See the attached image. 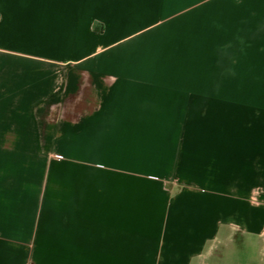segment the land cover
<instances>
[{
  "label": "crops",
  "instance_id": "0c3cea01",
  "mask_svg": "<svg viewBox=\"0 0 264 264\" xmlns=\"http://www.w3.org/2000/svg\"><path fill=\"white\" fill-rule=\"evenodd\" d=\"M244 242L264 264V0H0V264Z\"/></svg>",
  "mask_w": 264,
  "mask_h": 264
},
{
  "label": "rangeland",
  "instance_id": "374dc122",
  "mask_svg": "<svg viewBox=\"0 0 264 264\" xmlns=\"http://www.w3.org/2000/svg\"><path fill=\"white\" fill-rule=\"evenodd\" d=\"M55 74V73H54ZM75 72L71 70L70 67V75H69V85H70V93H75ZM60 101V99H59ZM55 105V102L53 103ZM70 108H74V106H70ZM71 110V109H70ZM56 110L53 109L52 117L54 119L53 124L51 126V134L53 137V143L52 148L54 154H50L48 150L46 152H43V157H38L31 161L32 164L35 163V166L37 168H52L53 169V183L59 184V170L61 167V158L57 156L56 152H59L61 144L58 142L60 140L61 135V120L58 118V120H55L56 116ZM72 113H70L71 115ZM75 112H73L72 115H74ZM38 116V134L43 135L45 133H48V129L46 130L44 128V124L41 121V118ZM50 130V129H49ZM71 133V129H70ZM59 192V187H54ZM57 193V192H56ZM258 245L257 244H248L247 242H244V244L236 247V245L230 244L229 246H224L221 248L222 255H214L212 258L211 264H232V263H240V264H256L258 263V260L256 259L255 255L257 254ZM264 251V250H263Z\"/></svg>",
  "mask_w": 264,
  "mask_h": 264
}]
</instances>
